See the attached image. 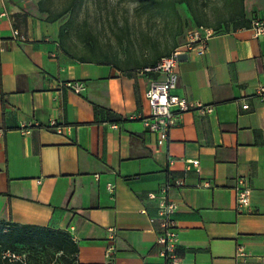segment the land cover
<instances>
[{
	"label": "crops",
	"instance_id": "crops-1",
	"mask_svg": "<svg viewBox=\"0 0 264 264\" xmlns=\"http://www.w3.org/2000/svg\"><path fill=\"white\" fill-rule=\"evenodd\" d=\"M39 1L0 0V236L17 226L67 236L64 252L16 242L29 264H168L150 197L168 186L175 264H264V34L251 27L264 0H243V18L230 6V27L200 19L217 33L181 56L174 92L211 111L180 112L161 146L138 117L162 77L144 69L188 29L134 73L117 58L67 54ZM239 179L250 188L244 211Z\"/></svg>",
	"mask_w": 264,
	"mask_h": 264
},
{
	"label": "rangeland",
	"instance_id": "rangeland-1",
	"mask_svg": "<svg viewBox=\"0 0 264 264\" xmlns=\"http://www.w3.org/2000/svg\"><path fill=\"white\" fill-rule=\"evenodd\" d=\"M161 1L163 7L148 0H42V4L49 17L62 13L57 22L64 25L62 40L72 54L127 61L122 64L134 73L145 57L170 49L195 25L194 17L210 26L231 25L229 0Z\"/></svg>",
	"mask_w": 264,
	"mask_h": 264
},
{
	"label": "built area",
	"instance_id": "built-area-1",
	"mask_svg": "<svg viewBox=\"0 0 264 264\" xmlns=\"http://www.w3.org/2000/svg\"><path fill=\"white\" fill-rule=\"evenodd\" d=\"M251 27L256 36L264 34V17H256L251 21ZM14 35H18L17 30H13ZM217 33L215 29L205 25H196L188 29L183 40L175 46L169 54L161 56L153 65L144 70L153 71L160 74V79L152 80L149 87L144 92L149 113L138 116L144 127L155 135V142L158 146L163 145L168 138L169 129L175 124L177 115L180 112L191 109H199L202 112L211 111V107L203 106L199 102H191L185 97L174 92L178 82V63L181 56L190 51L198 50L203 53L207 48L208 40ZM258 93L264 99V88L259 89ZM243 108L248 105L244 104ZM52 125L54 122H51ZM22 126L27 125L22 121ZM192 165L198 168L197 159L189 160ZM172 160H169L171 163ZM177 186H183L185 183L181 179L174 181ZM207 184V183H205ZM168 186L162 187L158 194L150 193V197L158 200V214L152 217L151 221L157 220L161 231L157 235V243L162 246L161 255L168 264H175L177 257L175 249L178 245V236L175 228V222L172 215L175 213L178 203L167 194ZM250 203V188L244 184L243 179L238 180L236 187L235 206L238 211L247 210ZM113 231L112 228H108ZM0 257L9 262L18 264H29L26 252L14 251L12 249H3Z\"/></svg>",
	"mask_w": 264,
	"mask_h": 264
},
{
	"label": "trees",
	"instance_id": "trees-1",
	"mask_svg": "<svg viewBox=\"0 0 264 264\" xmlns=\"http://www.w3.org/2000/svg\"><path fill=\"white\" fill-rule=\"evenodd\" d=\"M151 5H158L163 7L164 2L161 0H148ZM183 1V0H182ZM229 5L233 9V14L232 16H238L240 18L244 17V11H243V0H230ZM38 7L40 10L43 11H49L47 7H44L42 4V0L39 1ZM62 16V13H57L55 15H52L49 17L50 21L57 20ZM195 23L197 25H202L203 22L198 18L194 17ZM63 34H64V25L62 24L60 26L59 30V40H60V45L62 49L69 55L76 57L81 60H87L88 58L85 56H79L72 54L69 49L65 46L63 42ZM55 235L52 230L50 229H43V228H31L29 226H17L15 229L11 230L7 235H1L0 236V252L3 249H12L14 251H23L26 252L27 258H28V263L30 262V253L28 249H23V248H17L14 244L16 242L19 243H26L30 246H33L34 244H39L42 247L41 248H34L35 251L33 253L38 254V252H41L44 248H51V246H54L56 248H62L63 252L66 251V244H69V239L67 236H64L63 238ZM33 249V250H34ZM42 253V252H41ZM7 261V260H5ZM9 262V261H8ZM11 264H18L15 262H11Z\"/></svg>",
	"mask_w": 264,
	"mask_h": 264
}]
</instances>
